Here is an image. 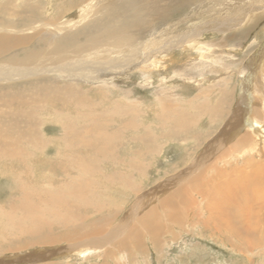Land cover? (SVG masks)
Returning a JSON list of instances; mask_svg holds the SVG:
<instances>
[{
	"label": "rangeland",
	"instance_id": "obj_1",
	"mask_svg": "<svg viewBox=\"0 0 264 264\" xmlns=\"http://www.w3.org/2000/svg\"><path fill=\"white\" fill-rule=\"evenodd\" d=\"M130 1L0 0V36L11 37L7 49L0 53V112H4L8 107L7 102H3L7 98L16 96L20 92H24V97L27 98L33 93L28 92L29 88L46 89L54 85H63L64 82L75 84L78 93L88 91L87 98H94L91 93H99L106 89L120 94L127 92L123 100V96L117 94L111 98L108 96V99H102L98 103L95 102L97 109H94V113H91L89 108L80 110L77 116L81 119H74L75 116L69 115L65 110L52 114L47 110L40 113L38 111L35 116L30 117L29 122L36 130V138L45 139V146L38 149L26 142L24 144L26 151L21 153L24 155L22 159L7 160L12 166L18 167V164L26 163L35 153L38 161L28 163L31 165L30 171L25 170L28 172L25 176L20 169H8L10 164L7 161V165H0V264H264V241L259 243L258 239L263 237V231L254 233L256 243L249 246L245 242L241 243L229 231L222 233L212 228L208 197L216 193L214 192L216 187L212 185L215 179L207 180L204 177L205 181L200 182L199 185L197 182L194 183V180H190L198 174L205 176L210 173L204 171V168L210 163L215 164L214 159L220 157L216 162L218 165L216 168L229 172L230 180L240 184L234 187L240 188L242 182L231 176V169L242 165L245 159L261 164L263 172L261 171L260 179L263 180L255 185V189L258 190L257 196L254 195L252 198L253 209L249 210L248 216L257 218L259 213L262 216L264 214L262 202L264 201V140L256 138L249 127L245 126L250 120L264 122V102L259 96H255L256 93L264 95V73L260 72L264 58L260 57V62L253 59L254 54L259 55L264 52V8L246 6L250 0H244V4L236 5V8L234 5L240 0H158L165 11L154 17L150 27L142 33L139 32L140 35H136L138 38L132 44L140 42L142 46L145 42L150 43L162 38L161 42H163L181 31L183 35L193 32L192 37L199 34L195 43H190V46L189 42L174 44L176 39L171 42L165 41L166 44L169 43L167 49L165 47L157 52L156 47L163 48V44L154 46L152 49H147L143 58L136 62V56L142 52L138 51L135 57L128 61V66L126 61H121L124 69L118 70L119 73L105 75L101 79L74 78L76 80L74 81L71 79L73 76L66 77L67 73L64 76L51 71L53 67L51 63L54 61L57 68L63 66L62 64L69 66L66 64L68 63L66 59L51 53L53 46L51 37L56 40L61 32L66 30H69L68 33L78 32L77 30L89 21L105 19L108 10L119 9L126 5V2L128 4L135 0ZM27 2L36 10L34 22H23L22 12L19 11L20 6ZM242 6H246L245 11ZM217 21L223 24V28L213 27ZM196 30L201 33L196 34ZM55 31L53 35L52 32ZM237 31L240 32L236 34ZM87 36L90 38L89 35ZM150 37L153 40H149ZM83 38L86 36L80 34L78 37L75 36L73 42L82 43ZM21 39L27 41L21 42ZM14 40L19 42L15 44ZM222 43H224L222 47L217 46ZM42 48H47V57L45 53H41ZM68 50L71 48L69 47ZM32 51H37L39 56L38 59L35 57V67L31 65L34 67L31 69L23 62ZM92 51L94 50L84 52V55L89 56L90 59L96 57L109 59L108 51H100L98 55ZM120 52L123 53L122 58L114 60L112 65L116 62L114 66H119L118 60L126 59L125 56L129 53V51ZM170 56L173 57V61L168 59ZM143 67L146 68L141 71ZM192 67L196 73H192L194 76L189 73V71L193 72ZM248 67L250 68L247 70ZM106 69L107 67L103 72ZM177 77L190 80L182 83L181 80L175 79ZM224 80L222 88L225 87L228 91L224 99L229 105L228 113L215 127L212 126L213 120L209 123L211 118L206 115L200 116L194 131L206 132L214 128L209 136L212 137L220 134V130L226 127L225 124H229L230 129L234 119L238 120L236 124L238 134L233 131L223 132L224 139L220 135L222 139L219 138L220 142H218L217 138V143L214 145L216 154L207 160L209 152L205 157L200 154L205 161L200 162L199 166L194 163L190 166L188 163L183 165L184 158H188L193 150L200 153L205 148V142L199 144L194 139L167 141L159 152L140 155L132 152L135 149L133 148L135 137L129 133L133 137H129V142L126 136H123V140L120 139L124 149L127 148L129 152L120 150L121 152L118 151L113 155L114 157L69 152L62 146L59 147L61 144L54 142V139L61 134L60 126L67 117L74 119L76 125L93 120L95 123H103L108 128L111 127L112 130L121 124L133 123V127L128 129L129 132L132 130L131 133L134 134L137 131L141 132L142 129L146 131L150 126L151 128L153 125L157 126L156 122L154 124V119L160 108L156 102H161L163 97L169 98L170 95V99H173L170 105L172 108L168 106L170 109L174 107L177 110H190L189 105L193 104L188 103L187 106L186 102H194L190 97L197 90ZM188 97L190 99L185 100ZM83 98L85 99L81 95V99ZM239 98L243 102L240 104L244 105V110L241 116L235 119L236 113L232 111L236 109ZM39 104L42 105V101H39ZM15 106L16 104H13L9 108ZM2 118L1 116L0 119ZM99 118L101 119L97 120ZM128 153L135 161L132 166H128L127 163ZM228 158L230 159L227 160ZM232 159L233 166L229 167V164L227 168L219 162ZM193 166L194 169L184 175V171ZM236 176L240 174L237 173ZM16 177L25 180L26 191L31 193L33 191L37 193L36 196L42 194V198L35 201L39 206L38 213H41L37 216L39 226H31L30 218L28 221L24 220L18 211L12 214L14 222L5 225V213L7 214L10 209L8 208L10 203L18 197L16 192L19 180ZM217 179L220 182L219 178ZM218 182L214 181V184ZM181 186L188 188L186 197L180 196L186 189H182ZM232 188L230 187V191L234 189ZM178 189L183 193L180 191L173 202L167 201L168 195ZM47 194H51V209L46 208L41 201ZM165 204L170 210L164 206ZM230 207L235 209L232 202ZM216 208L213 212L215 215ZM45 225L50 228L47 231L52 235L48 236V240L33 242L32 238L37 232L46 231ZM26 240L33 244L22 248ZM66 254L69 256H65Z\"/></svg>",
	"mask_w": 264,
	"mask_h": 264
},
{
	"label": "bare ground",
	"instance_id": "obj_2",
	"mask_svg": "<svg viewBox=\"0 0 264 264\" xmlns=\"http://www.w3.org/2000/svg\"><path fill=\"white\" fill-rule=\"evenodd\" d=\"M159 1L158 0H135V1L128 3V4L126 2V5H124L123 7L119 8V9L114 8L111 11L108 10V14L106 15L105 19H99L96 22H92L93 21L92 20V21H89L90 23L88 22V24H84L81 27V29L79 28V30H77L78 32L75 31L73 33H70V32L68 33L69 30H66V31L61 32V35L56 40H54V38L51 37L52 38L51 44H53V46L51 47V53L53 52L54 55H58V56H61L63 59H66V62H68L66 64L67 65L69 64V66H65L64 64H62L63 66L57 68V65L54 61L51 63L53 65V67H51V71L52 72L56 71L59 74H63L64 76L67 73L66 77H69V76L72 77L73 76L71 79H73L74 81H76L74 78H99V79H101V78L105 77V75L107 76V75H111V74L114 75L115 73H119L118 70H120L122 68L124 69V67L122 66L123 62H121V61H126V65L128 66L129 65L128 61L131 60V58L133 56L135 57V53L138 51H142V52L138 53V54H140L139 56H136V62L140 61L143 58L144 54L147 53L146 52L147 49H152L154 46L163 44V46H162L163 48H159V46L156 47L158 50L157 52H159L162 49H165V47L167 49V45L169 43L166 44L165 41L171 42V40L176 39L175 42H173L174 44L176 42H189V45L191 46L190 43H192L198 39L197 37H199V34H197V32L201 33L199 30H196L197 35L194 37H192L193 32H189V33L183 35L182 31H181L178 34L176 33L177 34L176 36H174V35H173V37L169 36L170 38H168L167 40L165 39L163 42H161V40L163 39L162 38V39H157L155 41H152L150 43L145 42L146 44L143 42L144 45H142V46L140 45L141 44L140 42H138L137 44H132V42L136 41V38H138L136 35L139 34V32L142 33L145 30H147V28L150 27L151 21L154 19V17L162 14L165 11L164 8L161 6L162 4ZM236 3L234 5V8H236V5L241 6L242 3L244 4V0H240L239 2H236ZM249 5H251L252 8H254L256 6V7H260L263 9L264 8V0H250V1H248V4L246 6H249ZM246 6L245 7L242 6V7H244L243 11H245ZM34 7H36V6H34ZM19 11L22 12L23 22H25V21H31V22L33 21L34 22L35 21V18H36V12L35 11L36 10H34V8L28 2L21 5L19 8ZM227 11H229V9ZM251 12H256V11L253 10ZM97 15H99V14L97 13ZM45 16H47V15H45ZM99 18H100V16H99ZM79 22H82V21H79ZM85 26L86 27L89 26V28H84ZM213 27L215 29H220V28H223V24L220 21H217V23L215 25H213ZM172 28H174V27H172ZM165 31H167V30H165ZM239 32L240 31H237L236 34ZM55 33H56V31L52 32L53 35ZM80 34H84L86 36V38H83L84 41L82 43L73 42V39L75 38V36L78 37ZM172 34L173 33H171V35ZM72 35L74 37H72ZM87 35H89L90 38H88ZM160 37H161V35H160ZM150 39H151V37L149 38V40ZM154 39H155V37H154ZM10 40H11L10 36H4V37L0 36V53L7 49ZM151 40H153V38ZM25 41H27V40L21 39V42H25ZM40 41H42L43 43H47L43 40H40ZM18 42H19V40H14L15 44H17ZM222 45H224V43H222L221 45H217V46L222 47ZM43 46H45V45H43ZM174 46L175 45H173V47ZM193 46L195 47V44ZM69 47L71 48V50H68ZM46 49L44 48L41 53L42 54L45 53V55L47 57ZM95 49H97V50H95ZM90 50H94V51H92V53H96L97 55L100 53V51L101 52H104V51L107 52L108 51L107 53H108L109 59L104 60L100 57L90 59V58H88L89 56L87 57L84 55V52H90ZM120 51H127V52L129 51V53L126 54V56H125L126 59L118 60L119 61L118 63H120L119 66H114L116 62L114 63V65H112L113 61L117 60V58H122V56H123V55H121L123 53ZM37 56H39V53L37 51H35V52L32 51L30 54H28L26 56V60H25V62H23V64H27V66L31 69L34 68L35 67L34 63L36 62L35 57L37 58ZM260 57L264 58V52L259 54V55L254 54L253 59L259 60ZM48 59H49V57H48ZM52 59L53 58L51 57V60ZM168 59L170 61H173L172 56L168 57ZM260 61L261 60H259L258 62H260ZM262 61H264V59ZM139 63H141V62H139ZM39 64H41L40 61H39ZM130 64H131V62H130ZM258 64H260V63H258ZM31 65L34 67H32ZM255 66H256V64H255ZM106 67H107L106 71L103 72ZM156 67H157V65H156ZM47 68H49V67H47ZM97 68H99L98 71H97ZM144 68H146V67H143L140 70L143 71ZM249 68L250 67H248L247 70ZM157 69H158V67H157ZM151 70H153V69H151ZM260 70H261L260 72L264 73V62L263 63L261 62ZM191 71H193V67H192ZM189 73L191 74V76H194V75H192V73H194V71L193 72L189 71ZM186 74L184 76H186ZM194 74H196V73H194ZM175 79L181 80L182 83H184L187 80H190V79L182 78V77H177ZM224 83H225V80L214 82L213 84H211L212 86L210 85L208 87L200 88V90H197L196 93L194 95H192V97L189 96L194 101V102H186L187 106L189 105L188 103L193 104V105H189L191 107L190 110H183L182 108H181L182 110H179V109L177 110L174 107H173V109H170L171 101H173V99H170V95H169V98H167V96H165V98H164L163 97L164 95H163L162 97H163L164 101H163V99H161V102H156L158 104V107L160 108V111H158V113L154 119V124L156 122L157 126L155 125L156 126L155 127L153 125L154 127L152 126V128L150 126L149 128L146 129V131H143V129H142L141 132L137 131V132H134V134L131 133L132 130H131V132L128 131V129H131L133 127V123L124 124V125L121 124L120 126H118L116 128L114 127L115 129L113 128L112 130H110L111 127L108 128L103 123L96 122V123H98V124H96L95 121H93V120H91L89 123H86V124L80 123L78 125H76L77 123H75L76 121L74 120L76 118L81 119L80 117L77 116V113L80 110L83 111L82 109L89 108L90 112L94 113L95 112L94 109L95 108L97 109L96 103L100 102V100L108 99V96H110V98H111V96H116L117 94L122 95L123 96L122 100H123V98L125 97L124 95H126L127 92L126 93L123 92L122 94H120L116 91H113V90L108 91L109 89H106V90H103L101 92L98 91L99 93H91V95H94L96 97V98L94 97L95 98L94 99V98H87V97H89L88 91L78 93V91H76V89H75V84L72 85V84H68L67 82L66 83L64 82L63 85H54V86H51L50 88H46V89L40 88L38 90V89H34V88H29L28 92L29 91L33 92L32 95H30V97L28 96L26 98V97H24L25 93L20 92L16 96L7 98L3 101V102H7L8 107H6V110L4 112H0V117L1 116L3 117L2 119H0V165H4V164L7 165V163L10 164L7 160L13 161L15 158L22 159L23 158L22 156H24L22 154L26 151V149H24V144L26 142H28L29 144H31V146H34L38 149H41L45 146L44 145L45 139H43V138L37 139L36 138V135H35L36 130L34 129V126L32 127V125L29 122V119H31L30 117L35 116L36 112H38V111L40 113V112L47 110V111H50L52 114L54 112L59 113L62 110H65L66 112H69L68 113L69 115L73 114L75 116V118L73 120H71L70 118L67 117V120L63 121V123L60 126L61 134H59V136L54 139V142L56 144L57 143L61 144V145H59V147L62 146L65 149V151L74 152V153H84V154L88 153V154H95V155L99 154L101 156L114 157L113 155L118 153V151L121 152V151L125 150V151L129 152V150L127 148L124 149V147L121 144L120 139L123 140L122 139L123 136L124 137L126 136V138L128 137V139H126V140H127V142H129V137L133 138L132 136H134L135 141L133 142V144L134 145L136 144V145L135 146L133 145V148L135 147V149L132 150L133 153H137L140 155L155 154V153L159 152L164 147V144L167 141L175 142L176 140H184V139L185 140L189 139L190 141H192L194 139L199 144H203L205 142V148L200 153L198 151L193 150L192 154L194 153L196 155L195 156H192V154L189 155V157L192 156L193 159H192V157L184 158L183 165L188 163L189 164L188 166H190L191 163H194L196 166H199L200 162L205 161L204 159H202L200 157V154L205 157L207 155V153L209 152L210 155H208L206 157V160L209 159L210 156H213L216 154V149H215L214 145L217 143V141H216L217 138H218V142H220V140H219V138H221L220 135L223 136V139H224V137H225L224 133H227L228 131L229 132L233 131L234 133L238 134L237 126H236L238 120H234L233 118H232L233 123L230 124V129H229V124H225L226 127L225 128L223 127L220 130V134H218V135L209 137L213 133L214 128H212L210 131H206V132H204V131L200 132L199 130L194 131L195 125H196L198 118L200 116L206 115L208 118H211V119H209L210 120L209 123L214 122V123H212L213 124L212 126L215 127L216 125L218 126V121L220 120L219 122H221L222 121L221 119H224V116L228 113L229 105L226 102V100H224L227 97L228 91L225 89V87L222 88L224 86ZM49 91H51V93ZM257 92H259V91H257ZM163 93H165V92H163ZM29 94H31V93H29ZM80 94L83 95L85 97V99L84 98L81 99ZM119 95H118V97H119ZM127 96H128V94H127ZM255 96L256 97L259 96L260 97L259 99L263 100V102H264V95L263 94L260 95V93L259 94L256 93ZM189 97L185 100H189L190 99ZM241 98H239L237 100L239 102L236 103L237 104L236 109L234 111H232V112L236 113L235 119H238L244 110V105L241 106V104H243V102H241V100H240ZM213 100H215V101L212 102ZM39 101H42V105H45V107L40 105ZM43 101H45V102H43ZM182 101H183V98H182ZM27 102H29V103L27 104ZM183 102H185V101H183ZM215 102H217V104H215ZM222 102H224V103L221 104ZM13 104H16V106L14 108H9V106L13 105ZM168 106H170V107H168ZM155 107L157 108V106H155ZM92 108H93V110H91ZM168 109L170 111H168ZM238 111H239V113H237ZM69 115H67V116H69ZM84 115H82V116H84ZM43 119H45V117ZM100 119L101 118H99L97 120H100ZM211 120H213V121L211 122ZM143 122H145V121H143ZM245 126L249 127V130L252 131V134L255 135L256 138L264 140V134H263L264 133V122L257 121V120H250L247 123H245ZM240 127H241V124H240ZM189 132H190V134H188ZM206 137H208V138H206ZM126 140H124V141H126ZM240 140H242V139H240ZM51 141H53V140H51ZM223 143H224V141H223ZM194 145H196V144H194ZM128 154L129 155H128L127 163H128V166H132L135 163V161L133 159H131V154L130 153H128ZM36 158H37V155H35V153H34L28 158L27 162L25 161L26 163L18 164V167L12 166L10 164L8 169H10V170H13L15 168L20 169L24 173V174L23 173L22 174L25 176V174H28V172H26L25 170L30 171L31 165H29V164L32 162L38 161ZM229 159L230 158H228L227 160H229ZM218 160H220V157H216L214 159L215 164L210 163L206 166V168H204L205 169L204 171H208L210 173H208L207 175L205 174V176H204V174L203 175L198 174L195 177H192L190 179V180H194L195 181L194 183L197 182L199 185L200 182L205 181L204 177H206L207 180L215 179L214 181H216V182H218L217 178H219L220 182H218L216 185L214 184V181H212L213 182L212 185L214 186V188L216 187L215 188L216 191L214 190V192H216L215 195L212 196V194H211L208 197V198H210L209 203H208V208L210 210L209 216L211 219L210 220V226L214 229L219 230L222 233L223 232L226 233V231L231 232L232 234H234L237 237V240L241 241V243L245 242V243H247L246 245H249V246L255 245L256 242H255L254 233L257 231L258 232L263 231V233H264V214L262 216L261 213H259L257 216V218H258V220H257L256 217L255 218L249 217L248 212H249V210L252 211V209H253L252 204H251L252 198L254 197V195H256V193L258 191L257 189H255V185L258 181L263 180V179H260L262 177L261 171L263 172V166L261 164L254 163V162H251L250 160L245 159L242 165H240L239 167L232 168L231 169L232 172H230L231 176L234 178L236 177L237 180H240V182H242V186L240 188H235L234 187L235 185L239 186L240 184L238 185L237 183H235L236 181L230 180L231 178H230V176H228L229 172L221 171L222 169L218 170V168H216V166H218V165H216V162ZM238 160H240V159L238 158ZM6 161H7V163H6ZM219 162L222 163L225 168H227V166L229 164H230L229 167L233 166V164H234L233 159L231 161L222 160ZM33 165L34 164H32V166ZM193 169H194V166L188 170H185L184 175H187V173L189 174L190 171H192ZM256 169H258L257 171L259 173H257ZM253 170L255 172H252ZM212 171H214V172L212 173ZM237 173H239L240 176H236ZM211 174H216V175H211ZM258 174H259V176H258ZM14 176H16V175H14ZM17 177H18V175H17ZM17 177H16V179H18ZM222 177H223V179L221 180ZM21 179H22V175H21ZM229 180L231 182H229ZM27 181H29V180H27ZM24 182H25V180H23V181L19 180V182H18V191L16 192V193H18V197H17V200L10 203L11 205L8 207L10 209H8L7 214L5 213V218H4V220L6 221L5 225H7V224L10 225L11 223L14 222L12 214L15 211H18L21 218H23L24 220L28 221V218H30L29 224L31 226H36V225L39 226V223L37 221V219H38L37 216H38V214L40 215L41 213H38L39 206L37 204H35V201H36V199L40 200L42 198V194L40 196H38V195L36 196L35 194H37V193H35L33 191H32V193L30 191H26L25 186H24ZM183 185H185V184H183ZM258 185L259 184H257V186ZM230 187H233L234 189L232 188L233 190L231 189L232 191H230ZM185 188L182 187V189H185ZM192 189H194V188L192 187ZM180 191L181 190L178 189V191H175V193H171L170 195H168L167 201L173 202L175 200V197L176 198L178 197L177 195H178V193H180ZM190 191H192V190H189V192ZM187 192H188V188H186L184 190V194H182L180 196L186 197ZM263 195H264V193H263ZM180 196H179V198H180ZM41 201H42L43 205H45L46 208L51 209V194H47L46 196H44V198ZM179 201L182 202V200H179ZM230 202H232L235 209H232L230 207ZM262 202L264 205V201H262ZM217 203H219V205H218L219 207L217 206ZM164 206H167L166 208H169V210H170V207L167 204H165ZM215 207H217L216 208V210H217L216 215L213 213L215 211L214 210ZM11 210H14V211L12 212ZM218 216H221V217L219 218ZM222 219H224V220H222ZM2 226H4V224H2ZM24 228H27V227H24ZM44 228L46 229V231L37 232L36 236L32 238L33 242L49 239L48 236H51L52 234H51V232H48L47 230L50 228L47 225H45ZM21 230L23 231V228H21ZM28 231H29V229H28ZM258 239L260 240L259 243H262L264 241V234H263L262 238H258ZM23 243L25 245L21 246L22 248H25L24 246L27 247V246L33 244V243H30L29 240H26ZM65 256H69V255L66 254Z\"/></svg>",
	"mask_w": 264,
	"mask_h": 264
}]
</instances>
